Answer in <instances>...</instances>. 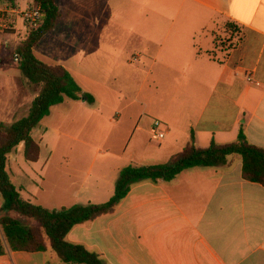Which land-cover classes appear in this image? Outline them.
Masks as SVG:
<instances>
[{"label":"crops","instance_id":"1","mask_svg":"<svg viewBox=\"0 0 264 264\" xmlns=\"http://www.w3.org/2000/svg\"><path fill=\"white\" fill-rule=\"evenodd\" d=\"M56 3L60 18H71L66 45L74 59L57 63L94 103L100 95L91 86L102 85L104 105L114 113L109 121L126 137L123 154L77 148L54 172L47 169L50 153L43 163L31 162L37 168L15 173L23 177L19 184L9 164L12 151L6 169L23 198L49 209L104 203L122 168L166 163L192 134L196 146L206 148L236 141L242 129L264 148V0ZM9 39L0 31V53L10 48ZM221 39L225 47L216 46ZM100 52L105 63L139 75L131 97L125 87L113 91L112 77L98 84ZM38 93L17 65L0 59V121L25 116ZM69 102L88 103L67 98L61 104ZM242 165L232 155L224 165L188 168L170 181L138 182L114 213L75 226L67 239L101 254L106 264H264V185L246 180ZM48 189L56 196L40 201ZM3 207L0 198V214ZM0 264L64 263L48 251L8 250Z\"/></svg>","mask_w":264,"mask_h":264},{"label":"trees","instance_id":"2","mask_svg":"<svg viewBox=\"0 0 264 264\" xmlns=\"http://www.w3.org/2000/svg\"><path fill=\"white\" fill-rule=\"evenodd\" d=\"M15 5L19 0H1ZM45 12L43 23L21 41L14 50L19 55L17 68L33 85L39 87L27 114L11 124L0 121V193L4 207L0 214V257L11 251H53L64 264H106L102 255L81 244L68 241L69 232L77 225L114 213L129 194L132 185L141 181H170L185 169L197 166H221L228 157L242 158L243 177L264 185V148L251 144L241 129L236 141L227 144L212 142L206 148L195 144L192 134L184 149L166 163L128 165L119 172L113 196L104 203L76 204L71 207L49 209L22 197L6 169L7 156L19 144H24V156L29 162L40 158L41 146L33 130L50 115L51 108L67 98L85 99L93 104L95 97L84 92L80 84L61 64L41 61L34 53L40 40L57 26L61 16L56 0H36ZM17 213L30 220L24 222L14 217Z\"/></svg>","mask_w":264,"mask_h":264},{"label":"rangeland","instance_id":"3","mask_svg":"<svg viewBox=\"0 0 264 264\" xmlns=\"http://www.w3.org/2000/svg\"><path fill=\"white\" fill-rule=\"evenodd\" d=\"M57 1L60 6H64L65 3L71 2V0ZM15 5H10L0 0L1 13L6 16L8 13L6 12L7 8L12 6L15 7ZM12 20L13 21L8 23L7 27L0 26L1 33L9 34V41H11L10 48L2 50L0 53V59L7 61L11 65H17L18 61L15 58L14 50L22 40L23 35L21 33L24 32V29L19 19L18 22L16 19ZM70 22V17L64 16L63 18H60L56 28L47 33L40 40L38 45L34 48V53L38 59L50 64H58L57 60L59 59H67L70 62L73 60L74 62L72 51L70 50V47L66 45L69 42ZM226 45L227 42L223 39L216 43V46L219 47H225ZM119 50L121 49L119 48ZM103 59L102 52H100L97 58V63H99V65H97L95 72L96 78L99 79L98 84H102L103 81L108 82L109 78L112 77L109 83L113 84V91L115 92L116 90L125 87V90L129 92V96L131 97L140 80L139 75L137 73L131 75L130 71H126L123 65L116 67L112 63H105ZM115 77H117L116 80L114 79ZM96 78H94V82H96ZM93 84L95 86L97 83ZM91 87L92 90L96 88L100 95V99L97 103H86L84 106L82 104H70L72 102H69V104H58L52 108L51 114L45 117L33 130V136L41 145V163L46 160L48 157L47 155H50V153L53 156L51 158L52 162L47 165V169L51 172H54L55 169L58 168L63 169L61 168V164H63L61 157L75 153L77 148H83L86 153L92 155L103 153L106 149H110L111 153L116 155L123 154L124 146L122 145L124 142L122 143V141L126 137V130H120L118 126H113L109 121V118L113 117L114 113L112 110H109V106L104 105L103 96L105 91H102V85ZM34 88L39 89L37 85H34ZM114 101L115 100L112 99L110 105L114 107L118 106L120 101L116 100V103H114ZM107 110H109V113ZM44 128H46V131L43 133L42 131ZM74 140H82L85 141L86 144L84 145L80 142H74ZM77 144H81V146H78ZM11 155L14 160L9 164L14 172V180L17 184L20 182L23 183V177L21 178L15 173L19 170L31 171L37 167H34L33 163L26 161L24 157L23 143L18 145ZM58 192L65 193V189H59ZM54 196H56V193H54L53 190L48 189V191L41 194L39 198L40 201L43 202L45 199L53 198ZM0 198L1 201L4 202L1 193ZM11 215L24 222H30L29 219L20 216L17 213L12 212ZM51 255L53 257L55 256L53 251L50 250L48 251V257H51Z\"/></svg>","mask_w":264,"mask_h":264},{"label":"built area","instance_id":"4","mask_svg":"<svg viewBox=\"0 0 264 264\" xmlns=\"http://www.w3.org/2000/svg\"><path fill=\"white\" fill-rule=\"evenodd\" d=\"M23 2L22 5L17 2L15 7L7 8L6 16L0 10V26L7 27L8 23L13 21L12 19H16L17 22L19 19L23 25V34L27 37L30 32L36 30L43 23L46 14L36 0H23ZM15 58L18 61L19 55L15 54ZM155 126H161V121H155ZM164 136V133L158 134L160 138Z\"/></svg>","mask_w":264,"mask_h":264}]
</instances>
